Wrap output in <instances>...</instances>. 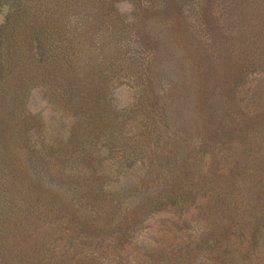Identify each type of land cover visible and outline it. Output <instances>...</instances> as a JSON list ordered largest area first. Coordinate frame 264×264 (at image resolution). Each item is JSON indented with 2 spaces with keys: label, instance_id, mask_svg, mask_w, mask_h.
I'll return each instance as SVG.
<instances>
[{
  "label": "rangeland",
  "instance_id": "1",
  "mask_svg": "<svg viewBox=\"0 0 264 264\" xmlns=\"http://www.w3.org/2000/svg\"><path fill=\"white\" fill-rule=\"evenodd\" d=\"M0 264H264V0H0Z\"/></svg>",
  "mask_w": 264,
  "mask_h": 264
},
{
  "label": "trees",
  "instance_id": "2",
  "mask_svg": "<svg viewBox=\"0 0 264 264\" xmlns=\"http://www.w3.org/2000/svg\"><path fill=\"white\" fill-rule=\"evenodd\" d=\"M152 78H151V81H153V76H151ZM34 150H36V151H38L39 149H36V148H34ZM151 198H152V200H155L154 202H155V204L156 203H159L161 200L159 199V197H158V195H151Z\"/></svg>",
  "mask_w": 264,
  "mask_h": 264
}]
</instances>
